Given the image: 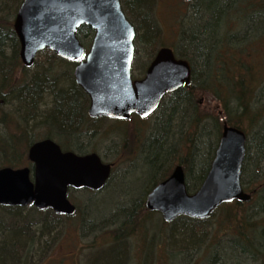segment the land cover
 <instances>
[{"label": "trees", "instance_id": "obj_1", "mask_svg": "<svg viewBox=\"0 0 264 264\" xmlns=\"http://www.w3.org/2000/svg\"><path fill=\"white\" fill-rule=\"evenodd\" d=\"M15 1L20 5L22 0ZM122 1L127 15L137 29L138 42L145 47H150V52L153 55L158 49V47L154 48L153 45L160 40L158 37H160L162 29L159 27L155 15L151 13L153 0ZM203 3L202 1L201 5ZM11 5L12 3L9 0H1L0 100L8 105L14 104L15 106L13 105L14 107L12 106L9 111L2 110L0 125L4 130L0 127V168L6 166L19 168L27 164L30 165L25 150L29 149L30 145L37 140L35 137L27 136L24 132L9 131L6 133L4 132L6 127L11 125L18 127L22 123L25 124L30 120L34 121L38 117V119H46L50 123V125L45 124L48 131L44 137L55 139L57 135H69L68 138H70L75 127L76 129L80 127V119L87 118L89 105V97L75 83L72 74V62L59 58L52 51L46 50L40 53L38 58L42 54H47L50 57V62L55 61L65 64L67 69L63 72L66 73L67 77L61 79V75H57V68L54 66L39 70L28 78L18 75L20 70L23 73H29L32 68L25 67L21 62L19 56L20 43L13 29L12 17L5 13L10 10ZM193 6V9H196L199 15H197L193 24H188V29H182L180 40L177 45L172 46L176 48L181 57L188 59L191 63H194L193 59L195 58L202 72H205L207 63L209 65L214 63L217 66L216 71L208 73L209 75L204 77L200 84H197L195 71L193 70L191 84L177 90L167 98L168 100L165 102V107L162 109L157 125L150 135L154 141L143 153L148 159L147 166L158 171L159 167L176 148L179 139L182 138L183 141H186L188 143V155L185 157L179 156V162L186 169L187 187L190 192L197 190L209 171L224 122L242 128L248 135L249 132L244 127V121L248 119L251 123H254L259 122L264 117L261 112L262 109L251 111L252 102L255 101L257 92L263 84L258 86L261 76L258 74V71H260L258 63L254 62L256 59L249 60V56L253 52L256 54L257 44L260 43V37L264 35V25H256L261 21L264 22V20L257 19L261 15L264 16V0H215L209 3L206 2L202 7L200 3ZM231 12L237 13V16L231 22L227 20V24H225ZM218 15L223 17L218 19ZM236 18L238 22L244 19L247 24L242 28L240 27V29L238 28L239 30H227L228 33H223L221 26L225 24L228 29L235 28ZM258 30L261 31L260 34H258ZM78 36L83 43L89 44L88 40H92L94 31L87 26H83L78 30ZM162 45L167 46V44L160 43L159 48ZM239 53L246 57H237ZM201 92H205L208 98L219 100L223 105L222 114L215 112V110L200 114L201 110L199 111L200 106L197 102V96ZM244 117L245 119H243ZM209 125L212 126L211 129ZM64 130H67L68 133L70 131V133L67 134V131ZM257 139L258 146L255 159L259 168L258 172L260 173L262 169L263 173L259 174L260 177L257 173V179L253 180L257 186L251 191L254 200L256 199L255 207H259L260 210L259 208L257 210L264 212V130L259 133ZM67 143L69 142L67 141ZM61 145L63 149H67L69 146L66 143L65 145L61 143ZM181 146L178 148L179 154ZM23 147H25L24 150H22ZM248 149L249 146L247 145ZM248 158L247 153L246 161H248ZM246 161L243 169V184L248 189L247 183L250 182L245 181L244 178ZM170 173L171 170L160 177L158 181L154 182V186L167 178ZM191 179L195 180L194 183ZM142 181L143 179L140 177L127 179L128 188L118 196V201H112L108 216H102L99 220H95L93 216L87 215V217L91 216L95 226H101L105 223H117V221L123 222L120 230L112 231L114 242L118 241L120 235L127 240L145 233V221L149 211L146 210L141 192L137 194V186L134 185L136 182L140 183ZM141 185H144L142 186L144 188L146 183ZM252 207L251 201L246 203L234 201L223 204L207 219L180 216L169 223L172 231L165 234L163 247L170 243V250H193L201 247L202 239L203 241L208 238L210 240L218 236L219 241H223L224 237H227L228 246L235 249L239 246L245 248L247 245L252 247L258 238L261 242H264V213L263 216L261 215L258 218L257 215L252 216V211L255 209ZM4 208L6 210L2 213L3 216H0V223L6 225V228L16 226V222L19 221H16L15 218H18L19 211H22L23 207L4 206ZM33 210L36 213L41 212L34 207ZM48 211L52 212V217H63V215L56 214L50 209ZM141 211H145V220L139 215ZM28 222L32 221L29 220ZM183 222L187 225L185 226ZM209 223H212L211 229L208 227ZM180 224L181 228L177 230ZM29 225L30 223L27 227H30ZM205 226L207 227V233L204 234L202 239L193 234L195 230L201 232ZM24 230H26L25 233L28 232L27 238L29 241H35V231L31 228H24ZM27 238L24 242H21L22 240H19V238H11L7 231L0 229V264H18L19 259L16 257V250L20 252L28 249ZM120 246L112 247L105 252V256L102 258L103 264H121L123 262V253L118 249ZM250 252L252 258L260 260L264 264V252ZM243 257L237 255L232 257L231 261L233 264H244ZM219 262L217 264H222V262ZM212 263H215L213 259L209 264Z\"/></svg>", "mask_w": 264, "mask_h": 264}, {"label": "water", "instance_id": "obj_2", "mask_svg": "<svg viewBox=\"0 0 264 264\" xmlns=\"http://www.w3.org/2000/svg\"><path fill=\"white\" fill-rule=\"evenodd\" d=\"M83 25L94 30L90 51L74 70L77 84L90 97L91 117L107 115L127 119L155 111L166 93L189 84V62L177 59L173 49L161 48L143 79L133 80L136 31L123 12L120 0H23L14 21L20 57L32 67L39 52L50 49L68 60H80L85 47L78 37ZM247 154V135L238 128L223 126V132L204 181L189 193L184 167L177 165L171 175L147 196L146 206L159 211L164 221L184 215L204 219L224 203L249 201L242 185ZM30 167L0 169V205L28 206L73 215L69 188L102 190L112 165L97 153L78 155L63 152L52 139L31 145Z\"/></svg>", "mask_w": 264, "mask_h": 264}, {"label": "rangeland", "instance_id": "obj_3", "mask_svg": "<svg viewBox=\"0 0 264 264\" xmlns=\"http://www.w3.org/2000/svg\"><path fill=\"white\" fill-rule=\"evenodd\" d=\"M202 1L204 2L202 5ZM215 0H195L194 5H198L200 3V6H204L206 2H212ZM9 2L12 3L11 8L9 11L5 12L6 14H9L12 17V25L14 22V18L16 15V12L19 8V4H17V1L15 0H9ZM157 2V5H155ZM1 3V0H0ZM13 6V7H12ZM193 6L185 4L180 2L179 0H153V6L151 8L152 15H155L156 21L159 24V27L162 28L160 32V37H158V40L153 46L154 48L158 47L160 43H164L167 45H177L178 41L180 40V34L182 29L185 28L188 29L189 23H194L197 15L196 9L192 10ZM216 8V6H214ZM7 9H9L7 7ZM264 9V8H263ZM237 13L231 12L229 13L227 20L230 22L235 19V16ZM193 16V18H192ZM219 16V15H218ZM218 18V17H217ZM225 20V19H223ZM235 20L236 27L233 29L226 28L225 24L224 26H221V30L223 33H228L227 30H235L240 29V27H244L243 20L241 22ZM238 29V30H239ZM261 31L258 30V34H260ZM264 34V32H263ZM260 36V35H259ZM258 36V37H259ZM260 43L257 44L258 49L256 50V54H253L249 56V60L256 63L259 62L261 65L260 71H258V74L261 76L260 81L258 82V86L262 85L259 91L257 92V96L254 102H252L251 111H258L259 109H262V114L264 115V35L260 37ZM258 40V39H257ZM91 40L89 39L88 42ZM263 41V42H262ZM163 46V45H162ZM137 47V59L135 61V68L136 73L140 74V71L143 69L146 59L151 57L150 47H145L140 42H136ZM245 49V48H244ZM157 51V49H156ZM250 51V49H249ZM243 57L245 58V55H242L239 53L237 57ZM50 57L47 54H42L38 58L37 64L30 70L29 73H23L22 70L18 72V75H21V77L28 78L32 74H35L37 71H41L43 69L52 68L53 66L57 68V75H61V79L63 77H67L66 73L63 72V70L67 69L65 64L61 62H50ZM245 60V59H244ZM54 69V68H53ZM69 69V68H68ZM142 72V71H141ZM72 73H73V66H72ZM197 96V102L199 103L201 113H207L210 110H215V112H222L223 111V105L219 102V100H214L211 97H207L205 95V92H201ZM168 96L167 98H169ZM165 98L162 107H161V114L162 109L165 107V102L168 100ZM14 105V104H13ZM13 105H8L5 102H2L0 100V119L2 118V110L9 111ZM15 106V105H14ZM13 106V107H14ZM235 108V107H234ZM214 112V111H211ZM257 113V112H256ZM160 114V112H159ZM158 114V115H159ZM160 114V115H161ZM212 115V114H211ZM264 117H262L259 122H250L248 119L244 121V127L249 132L248 133V161H246V171H245V181H248L250 183L248 184V190H252L255 186H257L253 180L257 179V173L258 177L259 168L257 167L256 162V154H257V146H258V139L257 136L261 131L264 130ZM245 119V117L243 118ZM250 119V118H249ZM46 119L40 120L38 117L34 121H28L25 124H21L18 127H14V125H11L10 127H6L4 132H17L26 134L30 137H35V139L38 140V138H43L47 131L48 127L45 125L47 124ZM157 122V119L154 120V117L150 120H148L143 125H137L134 122H129L126 125H116L112 124L108 121H100L95 127L97 129H100L94 134H88L81 139V141H84V144L82 147H95V149H98L99 152L103 155L104 159L106 161L114 162V173L112 177V182L110 185L105 187L100 192H92L87 190H71L69 193L70 199L76 203L78 206V212L74 216H65L63 217H52L51 211H41L40 213H36V211L33 210V206H27L24 207L22 211H19L20 215L18 218H15L16 221H19L20 224L24 225L26 229L31 228L35 231V247L33 248V252L30 253L29 259L26 260V263L28 264H88L89 260L91 258H95L94 262L89 264H103L104 261L102 258L105 256V249L108 250L111 245H113V229L118 226L119 223H116L114 225H111L113 223H105L101 226H97V228L94 231L88 232L91 225H89L87 222L90 220V217H87V214L93 216L95 220H99L102 216H108L109 210H110V204L112 201H118V196L121 195V193L128 188V178L136 179L138 177L142 178L143 181L140 183H135L134 185L137 186V194L141 192V195L143 194L144 190H146L145 194L142 196V198L145 200L147 196V192L149 189H151L154 186L155 177H157L158 171L153 169L148 165V159L146 155H143L144 150L146 151L149 148L150 143H152L154 140H152V137H144L148 133V130H150L151 125L155 126V123ZM19 125V124H18ZM263 125V126H262ZM134 126V127H133ZM2 128V126L0 125ZM58 127V126H56ZM210 129L212 126H210ZM134 128V132H133ZM2 130H4L2 128ZM61 130V128H60ZM108 130V131H107ZM111 130V131H110ZM63 131V130H62ZM67 131V130H64ZM77 132V129L75 127L74 133ZM67 134L68 131L66 132ZM73 133V132H72ZM137 133V134H135ZM67 136H60L57 135L56 139L61 140L62 142L67 143L69 141ZM197 137V135H196ZM141 139L143 141V145L141 147V152L138 154L137 157L133 154L132 158L130 157L132 152L128 151L126 147H131V142L134 139ZM181 139V140H180ZM177 142V147L179 148L181 146V152L178 155L177 160L172 165V169L176 164L179 163V156H187L188 150L187 146L188 143L186 141H183L182 138H180ZM117 140V141H115ZM125 140V142H124ZM196 140V138H195ZM110 141H115L114 145H111L108 147ZM9 143V141H8ZM139 142L138 144H140ZM110 144H112L110 142ZM25 147L22 148L24 150ZM26 155H28V149L25 150ZM135 157V159H134ZM134 159V160H133ZM28 165V164H27ZM196 166V165H195ZM125 167V168H124ZM264 170V169H263ZM160 179V178H159ZM158 179V180H159ZM157 180V181H158ZM192 180V179H191ZM193 181V180H192ZM252 181V182H251ZM262 181V180H260ZM142 183H146L145 187L143 188L141 185ZM194 183V181H193ZM141 188V189H140ZM143 189V191H141ZM92 199V200H91ZM89 201V202H88ZM255 201L254 197L251 200V204H253L252 208V216L257 215V218L261 216L264 212L257 210L255 207ZM4 206H0V213L5 212ZM147 210V209H146ZM34 211V212H33ZM104 211V212H103ZM149 211V210H147ZM87 214H84L86 213ZM254 212H257L256 214ZM84 214V215H83ZM254 214V215H253ZM83 215V217H82ZM140 217L145 220L146 214L145 211H141L139 213ZM263 216V215H262ZM5 217V216H4ZM31 220L32 222H28ZM119 222V221H117ZM28 223H30V227L28 226ZM211 224H208L209 229H211ZM50 225V226H49ZM146 229L145 233L139 234L138 236H134V240L131 241L134 242L133 251L135 250L137 254V262L135 264H209L211 262V256L212 254L219 249L218 243H219V236L217 238H214V241L209 244L210 240L209 238L203 241L204 234L207 233V227L205 226L201 232L199 230L197 231V237H200L202 240L201 247H198L196 249H184V250H170L171 244L167 243L166 246L163 247V240L164 236L167 232H171V225L167 222H164L162 219V216L158 212H151L147 214L146 221H145ZM47 226V227H46ZM49 226V227H48ZM43 227V228H42ZM48 228V229H47ZM214 230V229H213ZM8 235L11 236V238H19V240H22L21 242H24L25 236L23 229H11L8 230ZM210 235L212 233H209ZM223 236V235H222ZM221 236V237H222ZM131 239H128V244L124 245L125 248L131 247L130 243ZM174 242V241H173ZM223 243L227 242V237H224L223 241H220ZM116 244V243H115ZM208 244L210 247H208ZM228 245V244H227ZM17 251V250H16ZM228 251H232L228 249ZM128 263L132 264V260L135 259V256L132 253L128 252ZM131 254L132 260H131ZM18 257V253L16 255ZM184 257V258H182ZM223 257V254L221 258ZM217 260L215 263L217 264L220 260ZM255 260L251 256L245 255L243 257L244 264H262V261ZM220 263V262H219ZM228 264H233L232 261H230Z\"/></svg>", "mask_w": 264, "mask_h": 264}, {"label": "bare ground", "instance_id": "obj_4", "mask_svg": "<svg viewBox=\"0 0 264 264\" xmlns=\"http://www.w3.org/2000/svg\"><path fill=\"white\" fill-rule=\"evenodd\" d=\"M194 7V6H193ZM239 14V13H238ZM223 16L222 15H220L219 17H218V19L219 18H222ZM197 18V17H196ZM258 20H264V16L263 15H261L260 17H258L257 18ZM243 20V23H244V25H246L247 23L245 22V20L244 19H242ZM249 22H250V20H249ZM256 25H258V26H262V25H264V22H259V23H257ZM194 60V63H191V61H189V64H190V66H191V70H192V75H193V70L195 71V75H196V83L197 84H200L201 83V81H202V79L204 78V77H206L207 75H209L210 73H213L214 71H216V65L213 63H211V65H209L208 63L206 64V66H205V68H206V70H205V72H202V70H201V67H200V69H199V64H198V62H197V60H195V58L193 59ZM258 67L259 68H261V65L259 64V62H258ZM201 70V71H200ZM209 73V74H208ZM48 125H50V123H48L47 121H45ZM157 122H158V120H157ZM157 122L155 123V126L157 125ZM154 126V127H155ZM263 126V125H262ZM152 133V132H151ZM69 140H70V147H73L74 148V151L73 150H71V152H74V153H76V154H80L79 152H80V148H79V146H78V144H77V138L75 137V136H71L70 138H69ZM178 155H179V152H178V147L176 146V148L174 149V151L172 152V154H170L169 155V157H168V159L159 167V170H158V173H157V177H155V182L160 178V177H163L171 168H172V165H173V163L175 162V160H177V158H178ZM131 157V156H130ZM132 158V157H131ZM134 160V159H133ZM178 164H181L182 166H184L182 163H178ZM125 168V167H124ZM113 177V176H112ZM112 177L110 178V180L108 181V183H107V185H110V183L112 182ZM168 178V177H167ZM167 178H165V179H167ZM164 179V180H165ZM193 181H195V180H193ZM106 185V186H107ZM145 192H146V190H144V192H143V194L141 195V198H142V196L145 194ZM92 200V199H91ZM142 200H143V198H142ZM145 201V200H144ZM89 202V201H88ZM140 204V203H139ZM146 207V206H145ZM86 214H87V212H86ZM88 215V214H87ZM0 216H3L2 215V213H0ZM176 220V219H175ZM117 223H119L118 224V226H116V228H114L113 229V231H115V230H120L121 229V225H122V223L123 222H117ZM184 223V222H183ZM88 224L89 225H91V227L89 228V230H88V232H91V231H94L96 228H97V226H95L94 225V221H93V219H91V216H90V220L88 221ZM114 224H116V223H113V224H111V225H114ZM185 224V226L187 225V223H184ZM14 225H15V223H14ZM50 226V225H49ZM48 226V227H49ZM23 228H25V227H23L22 226V224H20L19 222H16V226H13L12 228H6V225H4V224H1L0 223V229H2V230H5V231H8V230H11V229H17V230H19V229H23ZM179 228H181V224L177 227V230H179ZM8 229V230H7ZM48 229V228H47ZM25 231V230H24ZM25 233V232H24ZM28 233V232H27ZM27 233H25L24 234V236H25V239L27 238ZM193 234L195 235V236H198L197 235V231L195 230V231H193ZM118 238H119V235H118ZM28 239V238H27ZM128 239H131L130 240V243H131V241H133L134 240V238H128ZM127 239V240H128ZM125 240V245H127L128 244V241L125 239V238H123V236H121L120 235V238L118 239V241L117 242H113L114 244L113 245H111L110 246V248H112V247H116V246H120V248H118V249H120L122 252L121 253H123V262L121 263V264H129L128 263V253H127V251L128 252H130V253H132L133 252V254H134V256H135V259L134 260H132V255L133 254H131V260H132V264H135L136 262H137V252L134 250L133 251V247H134V242H132L131 243V247H129V248H125V245H124V241ZM214 241V239H210V242H209V244H211L212 242ZM220 242V241H219ZM116 243V244H115ZM28 249L26 250V251H20V252H18V250L16 251V255H17V253H18V264H28V263H26V260H28L29 259V255H30V253H32L33 252V248L35 247L34 245H35V242L34 241H29V239H28ZM208 244V247H210V245ZM218 246V248L219 249H217L213 254H212V256L210 257L211 259H213L215 262L217 261V260H219L220 258H221V256H222V254H223V257L221 258V260H220V262H222V264H224V263H229L231 260H232V257H234V256H239V255H241V257L242 256H245V255H248L249 257H250V254H251V252L250 251H260V252H264V242H261V240H260V238H258L257 239V241L255 242V243H253V246L252 247H250L249 245H247V247H245V248H243V247H240L239 246V248H232V247H230V246H228L227 245V243L225 242V243H223V242H221L219 245H217ZM109 248V249H110ZM108 249V250H109ZM123 249H124V251H123ZM228 249H230V250H232V251H228ZM238 249V250H237ZM108 250H106L105 249V252L106 251H108ZM259 257V256H258ZM182 258H184V257H182ZM260 258V257H259ZM94 260H95V258L93 259V258H91L90 260H89V263H92V262H94ZM230 260V261H229ZM255 260H257V259H255ZM258 261V260H257ZM256 261V262H257ZM88 263V264H89ZM261 264V263H260Z\"/></svg>", "mask_w": 264, "mask_h": 264}, {"label": "flooded vegetation", "instance_id": "obj_5", "mask_svg": "<svg viewBox=\"0 0 264 264\" xmlns=\"http://www.w3.org/2000/svg\"><path fill=\"white\" fill-rule=\"evenodd\" d=\"M180 2L182 3H185V4H188V5H191L193 6L194 5V1L195 0H179ZM192 10H194L192 8ZM179 58H184V57H181L180 55H178ZM155 58V55L151 56L150 58L146 59V62L144 64V66L142 67L143 69L140 71V74H137L136 73V68L134 66V62L132 64V76L134 79H138V78H142L143 76H145L151 62L153 61V59ZM185 59V58H184ZM166 98V97H165ZM164 98V99H165ZM164 100L162 101V104H163ZM161 107L162 105H160L159 109H157L154 113L150 114L148 117H141L140 115L138 114H132L130 116V118L128 119H116V118H113V117H109V116H106V115H100V116H97V117H90L87 113V118H81L80 119V124H79V128L77 129V132L76 133H73L72 136H75L77 138V144L80 148V154L79 155H87V154H90V153H97L99 154L103 159V155L99 152L98 149H95V147H90V146H87V147H82L83 144H84V141H81V139H83L84 136L88 135V134H94L96 133L97 131H99L100 129H97L95 126L100 122V121H108L112 124H116V125H126L127 123L129 122H134L135 124L137 125H143L145 124L148 120L152 119L154 117V120L159 118L160 114H161ZM160 112V114H159ZM159 114V115H158ZM134 127V126H133ZM154 126L151 125L150 127V130H148V133L146 134V136L144 137V139L146 137H149L151 135V132L153 130ZM108 131V130H107ZM111 131V130H110ZM133 132H134V128H133ZM137 134V133H135ZM144 139L143 141H141V139H134L132 140L131 142V147H126V149L128 151H131L132 154H131V157L133 156V154L135 155V157L138 156V154L141 152V147L143 145V142H144ZM117 141V140H115ZM115 141H110L112 144H110L109 142V146L111 145H114L115 144ZM69 143H67L69 146L67 149V151H71L73 150L74 151V148L73 147H70V140L68 141ZM125 142V140H124ZM139 142H141L140 144H138ZM143 154V152H142ZM134 157V159H135ZM115 165V163H114ZM184 167V166H183ZM184 170H185V167H184Z\"/></svg>", "mask_w": 264, "mask_h": 264}]
</instances>
